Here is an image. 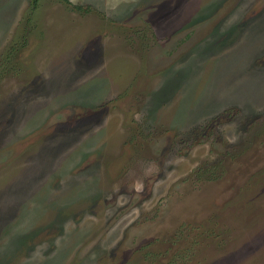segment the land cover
Returning a JSON list of instances; mask_svg holds the SVG:
<instances>
[{
    "label": "rangeland",
    "instance_id": "rangeland-1",
    "mask_svg": "<svg viewBox=\"0 0 264 264\" xmlns=\"http://www.w3.org/2000/svg\"><path fill=\"white\" fill-rule=\"evenodd\" d=\"M68 1L0 0V264H264V0Z\"/></svg>",
    "mask_w": 264,
    "mask_h": 264
},
{
    "label": "trees",
    "instance_id": "trees-1",
    "mask_svg": "<svg viewBox=\"0 0 264 264\" xmlns=\"http://www.w3.org/2000/svg\"><path fill=\"white\" fill-rule=\"evenodd\" d=\"M38 1L39 0H30V8L31 9H34V8H36V6H37V4H38ZM65 2H67V3H70V1H68V0H64ZM74 8H83V6H80V5H76V4H73L72 5ZM89 8V6H86L84 9H88Z\"/></svg>",
    "mask_w": 264,
    "mask_h": 264
}]
</instances>
